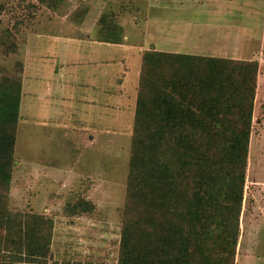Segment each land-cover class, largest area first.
Returning a JSON list of instances; mask_svg holds the SVG:
<instances>
[{"label":"rangeland","instance_id":"rangeland-1","mask_svg":"<svg viewBox=\"0 0 264 264\" xmlns=\"http://www.w3.org/2000/svg\"><path fill=\"white\" fill-rule=\"evenodd\" d=\"M0 5V77L20 75L22 83L11 204L21 211L30 208L10 214L5 254L37 253L25 243L39 224L49 238L46 264H116L140 53L150 47L189 52L197 44V24L219 20L231 29L233 54L244 46L240 57L258 64L233 264H264V0H61L54 11L36 0H0ZM103 14L120 26L116 45L98 32ZM104 72L107 86L100 79ZM63 85L77 92L85 85L99 93L106 87L109 105L99 107L105 93L93 90L95 100L91 94L84 106L91 114L80 122L79 102L60 101L71 95ZM38 166L46 172H36ZM78 196L94 204L92 217L62 215L65 204ZM74 238L84 243L73 245Z\"/></svg>","mask_w":264,"mask_h":264},{"label":"trees","instance_id":"trees-1","mask_svg":"<svg viewBox=\"0 0 264 264\" xmlns=\"http://www.w3.org/2000/svg\"><path fill=\"white\" fill-rule=\"evenodd\" d=\"M60 1L36 0L50 11ZM98 24L106 41L119 43L112 18L103 14ZM139 58L116 264H233L258 64L153 47ZM20 94V75L0 77V264H46L49 238L39 224L25 243L37 253L3 248L10 214L30 209L13 208L10 196ZM94 209L78 196L62 215L92 217Z\"/></svg>","mask_w":264,"mask_h":264},{"label":"crops","instance_id":"crops-1","mask_svg":"<svg viewBox=\"0 0 264 264\" xmlns=\"http://www.w3.org/2000/svg\"><path fill=\"white\" fill-rule=\"evenodd\" d=\"M196 6H201V8L203 9L202 5H196ZM216 11H218V9ZM203 12H205V14H210L211 13L210 11L207 10V8H205L203 10ZM225 16H226L225 14L222 15V18L225 19ZM222 22L223 21L219 22V20H218L216 22L213 21V23H211V21L208 20V21H203L202 23L197 24L198 27H196V28L198 30V34L196 36L197 44L195 46V49H192L189 52H186L184 54H190V55H196V56H211V57H219V58H227V59L249 60V61L251 60V61H253V59H248V58L244 59V58L240 57L242 54H244V53H241V51H240L241 49H245L244 46H242V47L239 46V50L234 53L236 55L233 54L234 49L236 48V45L234 43H232V41L230 42V39H232V37L229 38L228 33L231 32V29H230V27L228 28V26L226 24L222 23ZM75 38H77V37H75ZM87 38H89V36ZM110 45H112V44H110ZM156 50H159V49H156ZM230 51H232V52L230 53V55H228V52H230ZM245 55H250V54H245ZM67 60H69V57L66 56L64 61H63V63L66 66H67ZM60 67H62V64L60 65ZM25 69H26V65L24 66L22 72ZM68 69L69 68L66 67V69H64L65 72ZM54 71L56 72V70H54ZM86 78L87 79L89 78L88 74H87ZM100 79H103V81L105 82V86H107V83L109 82L108 81L109 80V73L108 72L102 73V76L100 77ZM85 86H86V88L83 89L82 92H79V91L77 92V91L73 90L72 87H70V89H69V85L59 86V87H64V89L65 88L67 89L66 90V94H67V91H70L69 94H71L70 97H68V98H67V96L61 98L60 101H64V103L69 101L70 105H73V103L71 102L72 100L75 103L79 102V106H81L82 109L76 115H77V117L79 119L83 120V121H80V122H84L85 121V117H87V115L91 114L90 110H86V111L84 110L85 109L84 106H85V104H87V102H86L87 97L90 96L91 94H93V97H94L95 92L99 93V90L96 88V86L93 87V88H92V85L91 86L85 85ZM120 86H122V84ZM21 89H22V83H21ZM64 89H63V91H64ZM93 90L95 92H93ZM122 90H124V89L122 88ZM103 92L105 93V97L103 98V102H102V104H100V101H99L97 103V105L99 107H101L102 109H106L108 107V105H109V103H108V100H109L108 94H109V92L107 91L106 87H105V90H102L101 93H99L100 96L102 95ZM121 94H123V93H121V91H118V95L120 97H121ZM74 95L76 96V99H75ZM94 100H95V97H94ZM94 100H92V101L95 103L96 101H94ZM91 104H92V102H91ZM65 109L67 111V110H69L71 108L66 106ZM25 168L28 169L29 167L25 166ZM31 170H33V168H31ZM34 170L36 172H39V171L42 172V173L46 172V169H44L43 167L40 168L39 166L36 167ZM45 177H47V176H45ZM51 177L52 176L49 174L48 178H51ZM75 219H80V218H75ZM73 241H74L73 245H76V246H80L81 243H84V242L81 241V239L79 240V239H76V238H74Z\"/></svg>","mask_w":264,"mask_h":264}]
</instances>
